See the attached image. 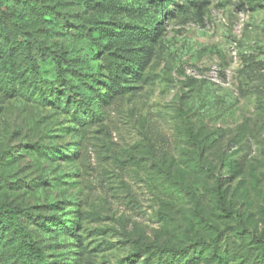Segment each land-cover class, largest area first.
I'll use <instances>...</instances> for the list:
<instances>
[{
    "label": "rangeland",
    "instance_id": "1",
    "mask_svg": "<svg viewBox=\"0 0 264 264\" xmlns=\"http://www.w3.org/2000/svg\"><path fill=\"white\" fill-rule=\"evenodd\" d=\"M0 203L45 264H264V0H0Z\"/></svg>",
    "mask_w": 264,
    "mask_h": 264
},
{
    "label": "trees",
    "instance_id": "2",
    "mask_svg": "<svg viewBox=\"0 0 264 264\" xmlns=\"http://www.w3.org/2000/svg\"><path fill=\"white\" fill-rule=\"evenodd\" d=\"M157 5L158 16L160 20L162 19L160 11L161 2L157 3ZM92 43L94 44L98 52H103L106 46L101 40L97 38H93ZM34 77L36 85L44 93L50 94L53 88H51L44 79H41V77H39L37 73H35ZM67 97L78 102L83 107H89V103L84 99V96L82 94H68ZM215 191L218 198V205L220 206V208L224 209V193L220 186H216ZM23 215H27L25 209L9 203H0V224H6L7 227H9L18 238L17 244L14 247V255L18 264H45L46 261L44 253L42 252L38 243L33 239L30 233L20 222V217ZM31 216L35 215L31 214ZM141 248L153 249L154 245L150 244L142 246Z\"/></svg>",
    "mask_w": 264,
    "mask_h": 264
}]
</instances>
